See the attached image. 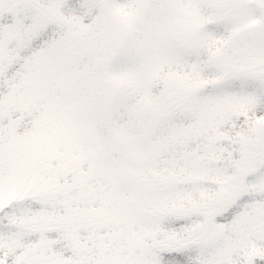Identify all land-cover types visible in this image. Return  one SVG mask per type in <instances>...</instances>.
<instances>
[{
    "label": "snow or ice",
    "instance_id": "1",
    "mask_svg": "<svg viewBox=\"0 0 264 264\" xmlns=\"http://www.w3.org/2000/svg\"><path fill=\"white\" fill-rule=\"evenodd\" d=\"M0 264H264V0H0Z\"/></svg>",
    "mask_w": 264,
    "mask_h": 264
}]
</instances>
